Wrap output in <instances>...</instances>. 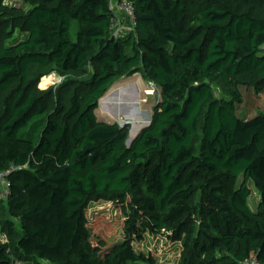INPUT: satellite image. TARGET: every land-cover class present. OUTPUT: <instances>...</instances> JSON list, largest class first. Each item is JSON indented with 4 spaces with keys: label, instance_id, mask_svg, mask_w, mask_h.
<instances>
[{
    "label": "trees",
    "instance_id": "1",
    "mask_svg": "<svg viewBox=\"0 0 264 264\" xmlns=\"http://www.w3.org/2000/svg\"><path fill=\"white\" fill-rule=\"evenodd\" d=\"M6 1L0 12H12L21 37L0 44V100L15 81L20 87L0 123V173L9 171L11 184L8 199H0V221L16 238L12 249L0 245V264H70L73 256L79 264H104L95 256L99 228L88 227L87 203H121L139 183L140 207L123 220L110 251L122 264H171L174 250L185 257L181 264H196L184 256L186 223L176 222L192 209L201 171L217 186L205 204L210 231L197 252L207 264L217 250L227 251L231 264L249 257L264 264V113L242 117L238 92L220 99L213 92L214 83L238 76L264 91V17L231 10L226 0H197L192 17L189 0H132L135 37L117 40L110 0ZM91 63V79L75 84L66 112L61 105L50 112L47 96L28 90L32 66L73 74ZM141 70L162 103L128 145L125 127L98 120L94 110L117 80ZM253 193L256 209L248 202ZM160 242L162 251L142 247Z\"/></svg>",
    "mask_w": 264,
    "mask_h": 264
},
{
    "label": "rangeland",
    "instance_id": "2",
    "mask_svg": "<svg viewBox=\"0 0 264 264\" xmlns=\"http://www.w3.org/2000/svg\"><path fill=\"white\" fill-rule=\"evenodd\" d=\"M6 4L10 7H20L22 3L20 0H7ZM225 4L234 11L239 13H249L253 17L263 18L264 17V0H226ZM198 11L197 0H189L187 5V12L189 17H192ZM11 11L0 12V44H8L16 38L21 37V33L17 27L11 24L10 20ZM134 38V33L132 35ZM129 52V51H128ZM95 63H91L83 72L61 74L58 73L55 67L42 68L39 66H32L30 68V79L28 82V90L34 92L37 95L47 96L48 110L54 112L58 105H61L63 112H66L70 107V98L74 94L75 84H80L81 80H89L92 77L93 71L95 70ZM141 75L147 79V85L150 81L145 71L141 70ZM118 81V80H117ZM20 87L19 81L12 83L8 89L3 93L0 100V123L7 119L11 110V101L13 99L16 90ZM159 90V87L157 86ZM231 90H235L241 96L239 103L237 104V112L239 115L245 118H252L258 113H264V91L260 94L255 92L254 88L251 87L247 79L243 76L233 77L229 80H223L213 84L214 98H229ZM141 93V97H142ZM159 92L156 100H159ZM156 106L151 108L150 115L154 113ZM96 117L104 116L109 121L116 122L120 127L124 125L125 131V143L131 144L135 136V130L132 129L133 123H128L125 126L128 119H119L114 116L111 111L105 108L104 103L100 100L98 106L94 110ZM129 121V120H128ZM127 121V122H128ZM131 122V121H130ZM143 122V121H141ZM145 123L150 120H145ZM144 123V124H145ZM202 140V131L200 130L198 138L196 139L195 146L196 151H199ZM197 190L191 197V211L178 219L176 224L181 222L186 223L185 230V243L186 250L185 255L195 260L196 264L202 261L207 264V259L204 254L197 252L196 244L201 243L204 240V234L209 232V219L206 215L205 204L207 201L212 200L214 194L213 189L217 186L214 182L213 177L207 174L205 171H201V175L196 178ZM1 191V185H0ZM144 190L141 183H139L131 192V194L121 203L115 202L109 197H99L88 201L85 215L88 219V227L90 229L99 228L93 234L94 244L98 247L96 252V258L104 264H122L117 252L110 251V248L121 238V224L125 218L132 216L139 209L141 204V197L143 196ZM252 209L257 208L258 196L256 193L248 200ZM2 221L7 219V215H2ZM3 223L0 221V238L7 241V245L12 249V244L16 243V238L10 239L7 232L3 230ZM16 229L19 230L18 223H16ZM142 244L145 250L157 249L162 251L166 248V244L160 242L157 244ZM168 251V250H166ZM192 251V256L190 252ZM216 261L213 264H231L232 259L228 256V252L225 250H217L214 254ZM183 256L181 253L174 250L167 257V261L171 264L183 263ZM20 258H15V264H23ZM26 263L30 264H50L41 259L35 258ZM70 264H79L78 258L73 256ZM139 264V263H136Z\"/></svg>",
    "mask_w": 264,
    "mask_h": 264
},
{
    "label": "crops",
    "instance_id": "3",
    "mask_svg": "<svg viewBox=\"0 0 264 264\" xmlns=\"http://www.w3.org/2000/svg\"><path fill=\"white\" fill-rule=\"evenodd\" d=\"M146 88L147 79L141 75V72H136L116 81L101 99L105 108L111 111L116 118L119 119L118 115H120L124 120H129H125V126L128 123H133L132 129L134 128L135 130V136L139 135L147 124L144 121L152 118L153 114L150 115L151 108L155 107V103L157 102L154 98L152 102H144L145 97L146 100L148 99V96L144 95ZM141 93H143L142 97ZM107 116L108 114H104V116H100L97 119L111 124L116 123L109 121L106 118Z\"/></svg>",
    "mask_w": 264,
    "mask_h": 264
},
{
    "label": "built area",
    "instance_id": "4",
    "mask_svg": "<svg viewBox=\"0 0 264 264\" xmlns=\"http://www.w3.org/2000/svg\"><path fill=\"white\" fill-rule=\"evenodd\" d=\"M111 18L110 27L112 31V37L119 40L128 36L129 34L136 32L137 20H136V8L132 0H110ZM159 90L155 82L150 81L144 91L145 96H152L156 100ZM144 102H147L146 97ZM156 108L158 107L157 102L155 103ZM9 171L0 173V199L7 200L11 193V184L8 180ZM0 238V245L6 244ZM243 264H261L256 257H249L245 259Z\"/></svg>",
    "mask_w": 264,
    "mask_h": 264
},
{
    "label": "water",
    "instance_id": "5",
    "mask_svg": "<svg viewBox=\"0 0 264 264\" xmlns=\"http://www.w3.org/2000/svg\"><path fill=\"white\" fill-rule=\"evenodd\" d=\"M152 101H153V97H152V96H148L147 102H152ZM161 103H162V102L158 101V102H157V105H160ZM151 120H152V118L150 119V122L147 123V124L143 127V129L146 128V127H148V126L151 124ZM122 127H124V125H123ZM143 129H142V130H143ZM128 145H130V144L128 143Z\"/></svg>",
    "mask_w": 264,
    "mask_h": 264
}]
</instances>
